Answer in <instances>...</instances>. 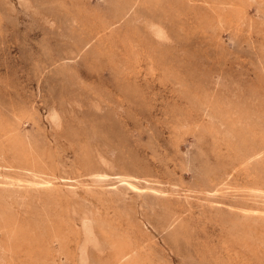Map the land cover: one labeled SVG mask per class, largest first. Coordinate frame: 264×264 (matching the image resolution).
<instances>
[{
	"label": "rangeland",
	"instance_id": "obj_1",
	"mask_svg": "<svg viewBox=\"0 0 264 264\" xmlns=\"http://www.w3.org/2000/svg\"><path fill=\"white\" fill-rule=\"evenodd\" d=\"M0 186L68 199L12 264H264V0H0Z\"/></svg>",
	"mask_w": 264,
	"mask_h": 264
},
{
	"label": "bare ground",
	"instance_id": "obj_2",
	"mask_svg": "<svg viewBox=\"0 0 264 264\" xmlns=\"http://www.w3.org/2000/svg\"><path fill=\"white\" fill-rule=\"evenodd\" d=\"M16 133L18 132L14 130V134ZM94 138H96V134ZM10 141L13 142L14 138H11ZM85 147H83L84 151L82 150V152L86 154L90 150V147L88 145ZM9 150L15 152L14 158L18 164L22 166L30 164L34 168H37V164L35 163L40 160L37 158L38 156L33 147L26 149L25 144L16 142L11 144ZM91 150H93V156L97 154L98 148L91 147ZM107 150L108 152L110 151V149ZM38 169L45 170L44 168ZM50 181L51 178L46 182ZM60 196H63L62 200L64 202L68 201L67 195H61L58 191H53L51 187L46 188V195L35 196V199L38 201L48 200L56 205L55 209L47 213L46 217H44L45 221L40 225V227L45 229V233H39L40 230L35 228L34 221L32 219L26 221L25 217L23 218V215L18 210V207L25 203L31 204V195L21 193L18 189H5L4 186H0V258L2 264H12L16 259L25 257V255L31 258L48 256L52 253L50 246L55 241H58L63 249L66 248L64 244H66L67 233L62 230L60 231L58 227L62 222L61 212H66V208L63 207L64 205H60L58 201H55ZM127 215L130 217V213H127ZM81 219L83 232L86 236H89L92 226L86 222V219H88L86 215H82ZM243 226L247 225L243 223L238 228L241 229L240 227ZM115 245H112V255L119 264H142L134 247L124 242ZM81 253L83 260H86L88 253L84 246L82 247Z\"/></svg>",
	"mask_w": 264,
	"mask_h": 264
}]
</instances>
